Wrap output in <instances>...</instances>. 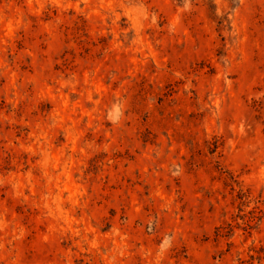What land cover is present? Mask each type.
Segmentation results:
<instances>
[{
  "label": "rangeland",
  "instance_id": "374dc122",
  "mask_svg": "<svg viewBox=\"0 0 264 264\" xmlns=\"http://www.w3.org/2000/svg\"><path fill=\"white\" fill-rule=\"evenodd\" d=\"M0 264H264V0H0Z\"/></svg>",
  "mask_w": 264,
  "mask_h": 264
}]
</instances>
